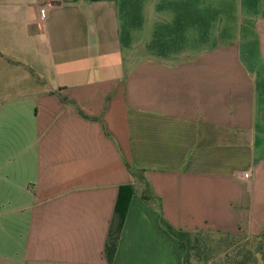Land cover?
I'll list each match as a JSON object with an SVG mask.
<instances>
[{"label": "crops", "instance_id": "obj_1", "mask_svg": "<svg viewBox=\"0 0 264 264\" xmlns=\"http://www.w3.org/2000/svg\"><path fill=\"white\" fill-rule=\"evenodd\" d=\"M130 168L264 241V0H0V261L109 264ZM113 264H183L138 194Z\"/></svg>", "mask_w": 264, "mask_h": 264}, {"label": "trees", "instance_id": "obj_2", "mask_svg": "<svg viewBox=\"0 0 264 264\" xmlns=\"http://www.w3.org/2000/svg\"><path fill=\"white\" fill-rule=\"evenodd\" d=\"M8 61L11 62L10 60ZM30 72L40 84H45L33 70L30 69ZM130 172L135 179V183L120 187L118 201L108 235L106 257L109 264L114 263L130 206L134 196L137 194L145 204L154 209L160 232L179 249L183 264H191V255L194 252L200 256L203 253V249L210 251L214 242H216L215 244L219 248L227 246L226 252L220 259V264H250L253 255L260 256V260L264 264L263 240L255 239L254 243L256 245L252 250L250 249L249 240L246 239L242 240L228 235L224 236L226 237V241L222 242L224 239L217 240L215 238L216 236H223L220 233H204L202 231L185 232L175 229L164 219L162 200L154 193L146 177V171L130 168ZM229 239L232 240L231 243L227 242Z\"/></svg>", "mask_w": 264, "mask_h": 264}, {"label": "rangeland", "instance_id": "obj_3", "mask_svg": "<svg viewBox=\"0 0 264 264\" xmlns=\"http://www.w3.org/2000/svg\"><path fill=\"white\" fill-rule=\"evenodd\" d=\"M217 240H222L226 241V237L224 236H216L215 237ZM244 240V239H242ZM227 242H232V240H228ZM216 242L213 243V245L211 246V250L209 251L208 249H203V253L199 256L198 254L196 255L195 252L191 255V264H220V259L223 256V254L226 252V247L222 246V248H219V246H216L215 244ZM250 243V249H254L256 243H254L253 240H249ZM230 246V245H229ZM254 254V253H253ZM260 256H255L253 255L250 264H262L261 260H260ZM0 264H8L7 261H0Z\"/></svg>", "mask_w": 264, "mask_h": 264}]
</instances>
